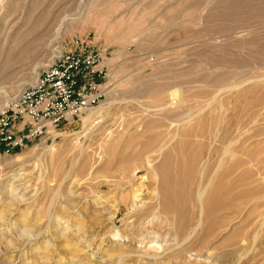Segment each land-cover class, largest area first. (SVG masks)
Wrapping results in <instances>:
<instances>
[{"label":"rangeland","instance_id":"1","mask_svg":"<svg viewBox=\"0 0 264 264\" xmlns=\"http://www.w3.org/2000/svg\"><path fill=\"white\" fill-rule=\"evenodd\" d=\"M85 45L97 51L103 69L99 102L42 126L17 146L0 142V264H264V141L255 145V130L264 131V0H0V104L16 98L60 53ZM172 85L180 100L154 111ZM93 109L83 123V113ZM252 110L253 181L246 177L248 184L237 188L245 198L221 199L191 239L194 249L118 258L152 252L155 243L175 246L190 228L180 224L181 213L197 216L195 174L164 204L160 180L147 171L146 160L156 157L169 131L176 136L154 163L165 156L171 164L188 161L195 143L207 140L200 135L205 125L214 136L232 114ZM177 181H168V189ZM247 197H253L255 237L243 245L228 205ZM131 230H142L143 242L126 246L113 234Z\"/></svg>","mask_w":264,"mask_h":264},{"label":"bare ground","instance_id":"2","mask_svg":"<svg viewBox=\"0 0 264 264\" xmlns=\"http://www.w3.org/2000/svg\"><path fill=\"white\" fill-rule=\"evenodd\" d=\"M238 29H240V28H238ZM122 50H123V48L120 51H117L116 53H114L111 60L116 59ZM217 55H219V54H217ZM36 74H37V71H36ZM35 77H36V75H35ZM233 86H234V84H232V85L230 84L228 86H223L221 88H217L212 93V95L209 97V99L207 98L208 101L206 99L207 102L205 103V106H209V105H211V103H214L215 102L214 100L220 91L231 90V88ZM179 89L180 88H178L175 85H172L171 87H169L168 88V95H167L168 99H167V101L160 103L158 105H155L154 106L155 108L153 110L154 111H156V110L158 111V109L159 110H166L168 107H172L173 105L177 104V101L180 100ZM218 101H221L220 98L218 99ZM108 106L109 105H107V107ZM94 111H95V109L89 111L88 113H83V115H82V116H84L83 123H86V121L93 115ZM198 112L200 114V111H198ZM157 113H159V112H157ZM141 119H142V117H141ZM253 121H254L253 110L242 112L240 114H236V113L232 114V116L230 117V121L228 122L227 126H225V128L223 130L219 131V133L215 134L214 136L211 135V133L209 132V129L206 127L207 125H205L204 126L205 128L200 131V135H201V138H203V137L205 138V136H206L207 140H200V141L198 140L196 143L194 141L195 146L193 145L194 146L193 150L190 153L188 152V154H189L188 161H183V159L179 160L177 158L176 159L174 158L175 159L174 160L172 157L173 163L171 164V158H168V156L167 157L165 156L161 159L160 162L154 163V159L157 158L158 155H161L163 149L167 145L171 144L170 142L173 140L172 138H174L176 136L174 133L175 131L174 132L169 131L170 137L168 138V140H166L165 143L163 142L160 144V146L157 147L156 157L149 159V160H146L147 167H148L147 171H150L155 177H157V179L160 180L161 196L165 202L164 204H166V202L169 200V198L171 196L175 195L177 190L179 191L181 189H184L185 179H187L192 173H193V175L195 174L196 178L194 180V184H193V188H192L193 189L192 190L193 196L191 197L192 198L191 200L194 201V203L197 205V211H198L197 216L193 221L191 218L192 213H187V211H185V210H184L185 212H182V213L180 212L181 213L180 220H179L180 224L181 223H183V225L189 224L190 228H189L188 232H186V233H185L186 230L185 231H183V229L181 230L180 234H183V237L181 238V240L179 242H176L175 246L172 245V246H168V247H162V246L160 247L159 245L157 246V243H155L153 245L154 251H152V252L144 253V252H140L137 250L125 251V252L119 253L118 258H121L124 255L130 256V255H133V253H134L136 256H139V257L144 256V257H148L151 259H158V258L164 256V254L171 253L172 250L176 247L177 248L179 247L180 251L184 250V249H186L192 245L191 239L195 236V233L199 230L203 219L207 216V214L211 210L215 209L216 205H218V204L221 205L220 204L221 199L226 198L227 200L232 201L235 198H237V199L238 198L240 199L242 197L245 198L243 194L241 195L240 192H238L237 188L239 186L244 185V184L245 185L248 184V182L247 183L242 182V180L246 177L247 178L252 177L251 181H253V137H255V136H253ZM74 122H77V120H75ZM167 133H168V131H167ZM263 133H264V131L261 129L255 130V135L258 136L256 138V142L254 140L255 145L258 146L262 141H264V134ZM202 135H203V137H202ZM183 139H185V138H183ZM190 140H192V138ZM190 143H192V142H190ZM188 145H186V146H188ZM173 146H174V144H173ZM188 149L190 150V148H188ZM263 149H264V147H263ZM173 152H174V150H173ZM98 157H99V155H98ZM73 166H74V163L71 162L70 166H68V168L65 171H63L62 181L67 179V177L69 176ZM133 171H134V169H133ZM133 171H132V173H133ZM126 179H128V178H126ZM176 180H178L177 184L175 185V187L173 186L175 189H173V188L168 189V187H167L168 181L174 182ZM112 181H114V180H112ZM119 182L121 184V181H119ZM115 184H118V183H115ZM169 187H170V185H169ZM252 187H253V185H252ZM247 189H249V187H247L245 190L248 191ZM239 190L241 191L242 189L240 188ZM137 191L138 190H136V192ZM182 191L184 192V190H182ZM71 192L72 191L68 192L67 196L71 195ZM208 193H210V195H208ZM93 194L96 197H99L98 190L93 191ZM133 194H134V196H133L134 198H136V196H138V195H136V193H133ZM159 196H160V193H159ZM182 197L184 199L186 198V196H182ZM121 203L123 205H125L126 200L123 198L121 200ZM230 204H232V203H230ZM68 205H69V203L67 201H65L64 207L65 206L70 207ZM142 205H143V203H142ZM222 206H223V204H222ZM224 206H226V205H224ZM253 206H254L253 205V197H247L246 199H242L240 206H239V204L234 205V206H233V204L228 205V207L230 209H232L231 210V211H233L232 213L236 214L235 215L236 221H234V224H236V223L239 224V222H240L239 225L237 224L238 230H237L235 235L241 234L239 238H240L241 243H243V245H246L247 243L253 241L254 235H253L252 231L249 230L251 227V224L253 225ZM256 206H258V205H256ZM160 207L163 208L162 206H160ZM118 209H119V207H117L116 210H118ZM133 209H135V207ZM165 210H168V209H165ZM190 212H192V211H190ZM183 213H184V215H183ZM235 217H233V218H235ZM261 218H262V222H264V208L261 212ZM167 219H168V217H167ZM60 222L62 223V229H63L62 232L64 233L69 226L68 220L66 217H64V218H62V220L60 219ZM229 224H232V223L229 222ZM75 229H79V228L76 226ZM138 229H140V228H138ZM141 231L142 230H131V231L125 233L124 235H122L121 237L117 236V232H114L113 234H114V236H116L115 238L118 239L117 240L118 243L126 245V246H128V245L131 246V243L133 240L139 241L141 239L139 237L143 234V232L141 233ZM153 235L154 234L148 235L150 237V241H153ZM194 239H195V237H194ZM142 240L143 239H141V242H143ZM237 240H239V239H237ZM191 249H194V248H191Z\"/></svg>","mask_w":264,"mask_h":264},{"label":"built area","instance_id":"3","mask_svg":"<svg viewBox=\"0 0 264 264\" xmlns=\"http://www.w3.org/2000/svg\"><path fill=\"white\" fill-rule=\"evenodd\" d=\"M98 61L97 51L89 45L56 56L16 98L0 104V142L17 146L42 126L96 105L102 96L97 76L103 69L97 67ZM18 122L21 127L15 130ZM25 125H30L28 132L21 133Z\"/></svg>","mask_w":264,"mask_h":264}]
</instances>
